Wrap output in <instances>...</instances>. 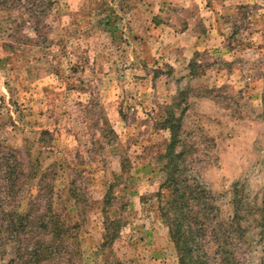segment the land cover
<instances>
[{
    "label": "rangeland",
    "instance_id": "obj_1",
    "mask_svg": "<svg viewBox=\"0 0 264 264\" xmlns=\"http://www.w3.org/2000/svg\"><path fill=\"white\" fill-rule=\"evenodd\" d=\"M186 242L264 264V0H0V264Z\"/></svg>",
    "mask_w": 264,
    "mask_h": 264
},
{
    "label": "trees",
    "instance_id": "obj_2",
    "mask_svg": "<svg viewBox=\"0 0 264 264\" xmlns=\"http://www.w3.org/2000/svg\"><path fill=\"white\" fill-rule=\"evenodd\" d=\"M171 130L172 132L174 131V124L171 125ZM173 144H171V148L174 145V142H172ZM172 162H175L174 159L171 160ZM178 173V169L176 167V165L174 166V169L171 172V175L169 177V179L173 182V187L175 188L176 194L174 195H179V193L181 192L179 189V179L176 177ZM179 180V181H178ZM183 196L181 197V199L179 198L180 196H177L173 201L172 204H174L172 206V211L177 215L174 219H175V223L173 224V226L175 227V232L177 236H182V232H183V228L184 225L186 224L187 221L190 220V216L186 215V211L181 209L180 206H186L185 205V201H186V195L182 194ZM190 200V199H189ZM187 207V206H186ZM55 230L58 231L59 229L55 226ZM109 231V230H108ZM106 232V239H108L111 235L109 232ZM192 229L191 227L188 229L189 234L192 233ZM183 237V236H182ZM184 249H182V262L183 264H185V261H187V263L189 264H196L195 260H194V256H193V252L194 249L192 247L191 243L186 242L184 245ZM104 250L106 249V243L103 245ZM106 251V250H105ZM107 260V259H106ZM105 264H109L108 262Z\"/></svg>",
    "mask_w": 264,
    "mask_h": 264
}]
</instances>
